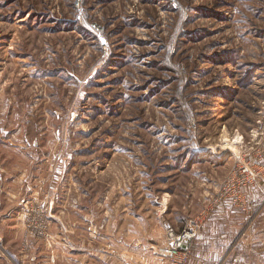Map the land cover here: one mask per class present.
<instances>
[{"label": "rangeland", "instance_id": "1", "mask_svg": "<svg viewBox=\"0 0 264 264\" xmlns=\"http://www.w3.org/2000/svg\"><path fill=\"white\" fill-rule=\"evenodd\" d=\"M239 162L264 0H0V264H168Z\"/></svg>", "mask_w": 264, "mask_h": 264}, {"label": "crops", "instance_id": "2", "mask_svg": "<svg viewBox=\"0 0 264 264\" xmlns=\"http://www.w3.org/2000/svg\"><path fill=\"white\" fill-rule=\"evenodd\" d=\"M261 185L264 189V182ZM245 194L249 209L220 202L204 219L195 237L190 264H264V193L251 187ZM215 195L208 198V205ZM136 252L137 248L127 252L128 264L156 263Z\"/></svg>", "mask_w": 264, "mask_h": 264}, {"label": "built area", "instance_id": "3", "mask_svg": "<svg viewBox=\"0 0 264 264\" xmlns=\"http://www.w3.org/2000/svg\"><path fill=\"white\" fill-rule=\"evenodd\" d=\"M263 182L264 163L239 162L225 178L222 187L200 216L188 222L180 230L171 226L165 228L164 244L156 248L158 255L164 258L168 264H190L197 232L213 208L220 202H228L234 208L247 210L246 189L251 187L260 189Z\"/></svg>", "mask_w": 264, "mask_h": 264}]
</instances>
